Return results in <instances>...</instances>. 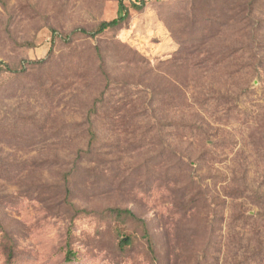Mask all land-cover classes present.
Listing matches in <instances>:
<instances>
[{"label":"rangeland","instance_id":"374dc122","mask_svg":"<svg viewBox=\"0 0 264 264\" xmlns=\"http://www.w3.org/2000/svg\"><path fill=\"white\" fill-rule=\"evenodd\" d=\"M136 1L0 0V63L17 69L0 78V264L264 253V0L247 27L223 15L241 0H145L75 33Z\"/></svg>","mask_w":264,"mask_h":264},{"label":"trees","instance_id":"16d2710c","mask_svg":"<svg viewBox=\"0 0 264 264\" xmlns=\"http://www.w3.org/2000/svg\"><path fill=\"white\" fill-rule=\"evenodd\" d=\"M242 2H240L239 4H232V2H223V7H225L223 10L225 11L223 14L224 17H227L229 19V21H233V20H237L238 23H243V25L245 27L248 26V24L253 21L254 17L252 15V13L255 11L256 9V5L258 0H241ZM145 5V0H140L139 2H133L131 3V5L129 6H123V13L118 16L113 18L112 20L109 21H103L100 24H98L97 26H95L94 28L88 30L85 28H81L78 29L75 33H78L80 35H85V36H89V37H97L98 35L102 34L105 31L108 30H112V29H118L120 27H122L124 25L125 22L128 21L129 18V14H130V7L136 9V10H141L143 8V6ZM239 7V11L238 13H233V10L235 8ZM235 12V11H234ZM226 13H232L233 16H227ZM222 15V16H223ZM47 62L46 59H40V60H36L33 61V63H37V64H43ZM5 71H12V72H17V69L12 70V68H10V66L6 65L4 67L3 63H0V78L3 75V73ZM1 81V80H0ZM106 98L105 96H103V94L100 97H97L94 100L93 106L90 108L89 110V114L86 120V132H87V136L89 137V147H91L97 140V127L95 124V121H98V115L100 114V106L102 105L103 102H105ZM208 101H203L202 104L204 105H208ZM107 212L117 218L118 220H121L123 222H126L128 219L129 221H135L138 222L141 227H142V234L143 237L146 239L148 246L150 247L151 250H153V238L148 230V225L147 222L142 219V218H138L135 213L131 210V209H127V208H118V207H114V208H108L106 209ZM261 218H264V214L260 215ZM250 218V217H249ZM118 231L124 232V229L122 228H117ZM131 238H127V240L122 239V241L124 242H128ZM264 253L263 250L261 251H257V253L252 254L251 256L247 257L244 260V264H258L261 263L263 261L264 258Z\"/></svg>","mask_w":264,"mask_h":264}]
</instances>
